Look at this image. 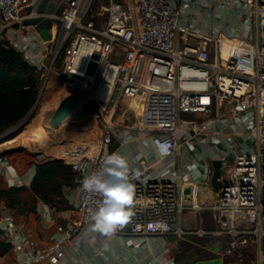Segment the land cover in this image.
Wrapping results in <instances>:
<instances>
[{"label": "built area", "instance_id": "built-area-1", "mask_svg": "<svg viewBox=\"0 0 264 264\" xmlns=\"http://www.w3.org/2000/svg\"><path fill=\"white\" fill-rule=\"evenodd\" d=\"M30 1L0 0V40L16 47L39 72L37 101L60 52L64 88L78 94L75 110L87 109L94 116L84 126L100 132L86 146L75 144L66 153L80 173L78 203L68 209L65 222L55 220L53 241L69 243L91 224L103 197L83 190V180L111 154L118 133L136 134L154 150L155 159L129 170L138 203L135 216L116 235L140 241L168 235L229 237L221 250L226 255L245 259L255 254L263 264L264 0H239L244 31L227 36L181 25L182 0H59L62 11L51 14L59 21L57 30L47 39L26 20L29 14L23 10ZM103 13L107 17L98 21L96 15ZM131 86L145 91L141 121L134 129L117 120L119 102ZM233 123L247 128L243 141L225 133L222 124ZM198 140L224 146L219 153L222 186L211 200L201 194L199 181L181 194L180 176L151 173L153 165ZM0 208L1 239L13 243L18 255L30 252L34 241L26 221L18 222L6 205ZM185 208L199 213L211 208L215 226L185 227L180 220ZM73 211L77 214L72 216ZM57 244L42 248L32 264H61L63 250Z\"/></svg>", "mask_w": 264, "mask_h": 264}, {"label": "crops", "instance_id": "crops-1", "mask_svg": "<svg viewBox=\"0 0 264 264\" xmlns=\"http://www.w3.org/2000/svg\"><path fill=\"white\" fill-rule=\"evenodd\" d=\"M239 2V0H182L180 3L182 11L181 25L197 27L204 29L209 34L220 36L235 33L238 29L243 32L244 22L241 19ZM62 7L63 5L61 2L59 3V0H31L23 13L29 14L26 20L33 24L39 32V36L47 39L57 30L59 22L51 14L60 13ZM228 41L225 40L224 55L228 52ZM81 114L83 115L85 112ZM222 126L225 133L233 135L238 141H243L248 132L246 127L235 123L231 126L224 124ZM135 135L118 133L111 148V154L119 153L127 159L129 170L141 168L155 159L154 150L146 141ZM223 149V142L212 140H205L204 142L198 140L194 143L184 144L181 151L175 154L173 158L153 165L151 173L156 176H180L182 182L179 191L181 194L190 190L191 182L199 181L201 182V194L211 200L215 198L217 192L210 180L211 171L213 170L212 160L219 157V153ZM43 162L36 161L33 164L34 166L20 172L13 162L2 160L0 168H3L7 180L11 184L31 186L30 183L36 169ZM75 181V185L62 184L61 190L66 202H61V205L47 203L38 197L36 209L26 215L25 228L31 233L34 241L30 252L18 255L20 251L15 245L7 242L10 245L9 247L15 251L17 259L15 264H32L35 258L39 256L42 248H50V246L57 243L58 247L63 250L61 264H167L169 260H174L175 264H189L187 261L194 264L195 261L200 259L218 257L217 249L219 247L210 250L205 248L206 245L202 247V249H205L199 252V254L203 253L205 256H189L186 261L179 253V249L183 248L181 238L168 235L164 238L150 237L140 241L137 238L125 235L107 237L91 231V224L83 227L69 243H67L68 240L61 243L57 240L54 242L51 236L57 233L55 220L61 223L65 222L64 217L70 215L67 212L68 209H75L78 203V179L76 178ZM56 206L60 212L55 211L53 207ZM73 212L72 216L77 214L76 211ZM57 214H60L61 217L57 218ZM198 215L201 220H204V215H207L208 219H211L215 224L211 208H206L201 213L195 209L185 208L180 214V220L183 225H193L197 222L196 216Z\"/></svg>", "mask_w": 264, "mask_h": 264}, {"label": "rangeland", "instance_id": "rangeland-1", "mask_svg": "<svg viewBox=\"0 0 264 264\" xmlns=\"http://www.w3.org/2000/svg\"><path fill=\"white\" fill-rule=\"evenodd\" d=\"M100 10V6L96 5L95 12L98 13ZM106 17V13L96 15L98 21H104ZM61 64L62 55L59 52L55 61V68L49 73L47 82L45 83L46 87L44 94L31 109V111H33L32 117H27L31 112L30 111L25 118L11 126L7 132L0 136V145L7 140L18 138V140L12 144H6L3 147L0 146V164L2 160L13 162L19 168V171L22 172L26 171L27 168L34 166L33 164L36 161H44L43 163H48L53 160L62 161L72 166L73 171L71 173V178L67 183L75 185V180L76 178H79L80 173L78 169L73 167L70 163L72 160L70 155L66 153L68 149L74 147L75 144L84 145L86 141H91L97 137L100 132L95 127L84 126V121L92 124L94 116L88 114L87 109L82 108L75 110L73 115L65 121L56 124L51 123L50 117L57 106L52 103L54 98H56L55 96H60L61 94L60 101L64 96L71 93L67 92V89L64 94L62 93V88L65 86V78L60 70ZM144 101V90L137 86L129 87L119 102L117 108V120L120 121V123L123 122L128 124L129 127L134 129V127L140 124ZM84 112L85 114L82 115L81 113ZM46 120L48 123H45ZM40 123L42 126L41 130L24 134L26 128L29 126L34 128L37 125H40ZM7 133L12 134L4 136L7 135ZM16 186L21 185L11 184L7 180L3 168H0V207L1 205H6L16 215L17 221L23 222L26 221V215L31 211L34 212L36 209L38 197L35 196L31 186L26 184L17 189L15 188ZM53 197L55 198L57 205H61L60 202H62V196L53 193ZM196 217L197 222L195 224L184 226L187 228H197L199 226L212 228L215 225L211 219H208L207 215H204V220H201L199 215ZM181 240H183V248L179 249V253L182 254L185 260L189 256H205L203 253L199 254V252L205 248L213 250L219 247V249H217V255L218 257L223 256L225 260L224 264H259L255 254L251 255L250 258L239 259L234 256L233 253L226 255L224 251H221L228 245L230 241L229 237L188 235L187 237L181 238ZM179 244L181 243L179 242ZM202 247L205 248L202 249ZM16 261L17 259L15 257L14 249L10 248L8 243L0 237V264H15ZM187 263L190 264L191 261H187Z\"/></svg>", "mask_w": 264, "mask_h": 264}, {"label": "trees", "instance_id": "trees-1", "mask_svg": "<svg viewBox=\"0 0 264 264\" xmlns=\"http://www.w3.org/2000/svg\"><path fill=\"white\" fill-rule=\"evenodd\" d=\"M39 83L40 74L36 68L16 47L0 40V136L31 111L38 98ZM72 171L71 165L58 160L38 165L30 183L35 196L57 205L53 197L56 193L66 202L61 187L71 178Z\"/></svg>", "mask_w": 264, "mask_h": 264}, {"label": "clouds", "instance_id": "clouds-1", "mask_svg": "<svg viewBox=\"0 0 264 264\" xmlns=\"http://www.w3.org/2000/svg\"><path fill=\"white\" fill-rule=\"evenodd\" d=\"M83 190L103 197L91 214V231L113 237L135 216L136 186L129 180V163L119 153L108 155L102 166L86 176Z\"/></svg>", "mask_w": 264, "mask_h": 264}, {"label": "water", "instance_id": "water-1", "mask_svg": "<svg viewBox=\"0 0 264 264\" xmlns=\"http://www.w3.org/2000/svg\"><path fill=\"white\" fill-rule=\"evenodd\" d=\"M79 105V96L76 93H69L64 96L59 103L57 104L54 112L51 115L50 121L51 123H59L63 121L67 116H69ZM33 111L29 113L27 116L32 117ZM213 164V173L211 176V184L216 191H219L220 187L222 186V182L219 179L221 175V168H222V159L216 157L212 160ZM222 257H213L207 259H200L195 261L194 264H223Z\"/></svg>", "mask_w": 264, "mask_h": 264}, {"label": "bare ground", "instance_id": "bare-ground-1", "mask_svg": "<svg viewBox=\"0 0 264 264\" xmlns=\"http://www.w3.org/2000/svg\"><path fill=\"white\" fill-rule=\"evenodd\" d=\"M227 49H228V44H227ZM223 55H224V53H223ZM64 87V86H63ZM66 92V89L65 88H62V93L64 94ZM56 95V94H55ZM56 98H54V100L52 101V103H54L55 105H57L58 104V102H59V99H60V97H61V94H60V96L58 95V96H55ZM44 107V106H43ZM42 107V109H44ZM46 108V107H45ZM48 109V108H47ZM44 111H45V109H44ZM73 115V112L69 115V116H67L63 121H65V120H67V119H69L71 116ZM51 118V117H50ZM49 121V120H48ZM45 123H48L47 122V120H46V122ZM26 127V126H25ZM42 129V126H41V123H40V125H37L36 127H32V126H29L28 128H26V131L24 132V134H29V133H33L34 131H36V130H41ZM43 131H44V128H43ZM22 135V134H21ZM18 140V138H14V139H10V140H7L6 142H4L3 144H1L0 146H5L6 144H12V143H14V142H16ZM86 144H87V141H86V143L84 144V146H86ZM91 144H93V145H95L96 143H91ZM79 146H83V145H79ZM65 157V156H64Z\"/></svg>", "mask_w": 264, "mask_h": 264}]
</instances>
